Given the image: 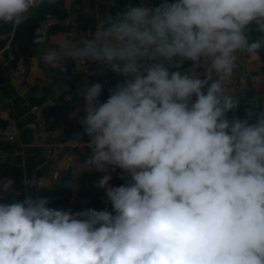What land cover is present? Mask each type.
<instances>
[{
  "label": "clouds",
  "instance_id": "9594fccd",
  "mask_svg": "<svg viewBox=\"0 0 264 264\" xmlns=\"http://www.w3.org/2000/svg\"><path fill=\"white\" fill-rule=\"evenodd\" d=\"M57 3L0 0V24L17 29ZM260 50L264 0L128 5L49 46L37 62L63 74L71 59L124 77L103 102L102 84L84 82L83 133L69 138L89 150L71 157L78 174L104 173L95 187L112 210L56 209L38 195L0 203V264H264V109L228 116L240 58ZM117 169L125 183L113 187ZM77 179L64 186L76 191ZM13 185L0 179V199Z\"/></svg>",
  "mask_w": 264,
  "mask_h": 264
},
{
  "label": "crops",
  "instance_id": "0c3cea01",
  "mask_svg": "<svg viewBox=\"0 0 264 264\" xmlns=\"http://www.w3.org/2000/svg\"><path fill=\"white\" fill-rule=\"evenodd\" d=\"M139 1L116 0L115 7L112 9L109 6L111 0H58L57 5L52 7L46 4L41 5L40 8L34 10L32 17L23 24L24 26L29 23L36 25L48 12L62 20L68 18L69 25H61L53 30L44 44L34 45L32 41L34 51L29 57L18 55L16 48L11 47V43L8 47L9 42L0 51V84H2L0 101L11 104L12 119L18 131L15 142L9 143L8 137L11 134L10 128L7 127L9 117L0 111V149L9 152L12 156L8 162L0 163V177L12 179L15 189V192L4 195L0 203L23 201L26 195L37 196L33 194L34 186L25 185V177L29 180L32 177L39 180L52 173H58L59 181L56 184L51 182L49 188L38 195L49 200L48 207L72 212L84 211L86 208L97 211L112 210L105 191L95 187L104 173L93 170L78 174L71 157L75 154L83 161L87 158L89 150L86 145H74L69 142L70 137L66 136L61 122L49 115L52 109L49 103L70 94L74 100L69 105L74 106V112L77 109L80 110L78 116H83L84 100L79 95V91L84 86V82L87 81L89 86L97 82L102 84L103 92L100 99L103 102L109 96V89L119 83L118 74L110 70L105 71L104 66L98 62H91L90 67L96 70L94 77L72 78L58 69L49 68L42 61L39 63L37 61L49 46L58 45L65 38L85 34L89 28L95 31L97 17H104L113 11H123L128 5L136 6ZM251 35L253 39H256L261 33L257 32L253 26ZM75 63L71 59L66 62L68 65ZM190 67L191 62L186 61L179 70L183 72ZM22 70H26L25 86L17 85L14 80ZM240 77L245 80L242 89L236 93L237 97H241V102L238 109L228 114L230 119L234 115L241 119L245 118V110L249 108L254 112L264 109V50L259 51V56H241L235 79ZM58 84L61 86L59 94ZM31 106L40 107L39 114L32 112ZM61 106L64 105L57 107ZM40 118L45 120L42 130H31V125ZM47 146L53 147V155L50 157L43 155V149ZM109 174L112 177L109 182L111 186L119 187L125 183V180L120 178V169L115 172L110 170ZM69 177L78 178L79 188L76 191L64 186ZM84 192H89L93 196L91 204L87 203L83 197Z\"/></svg>",
  "mask_w": 264,
  "mask_h": 264
},
{
  "label": "built area",
  "instance_id": "2783aa9c",
  "mask_svg": "<svg viewBox=\"0 0 264 264\" xmlns=\"http://www.w3.org/2000/svg\"><path fill=\"white\" fill-rule=\"evenodd\" d=\"M142 3H145L148 6L155 7L161 3V0H140L136 4V6H139ZM115 4H116V0H111L110 5H109L110 8L111 9L114 8ZM100 18H103V17H100ZM69 23H70V20L68 18H66L65 20H62L52 13H46L43 16V18L37 23V26L34 29L33 39H32L33 44L40 45V44L46 43L48 41L50 33L53 30H55L61 25H69ZM89 30L94 31L92 28H89L86 30V33H88ZM10 43L11 42H9L8 47L10 46ZM91 62L92 61H85V67L84 69H81V70H78V68L76 67V63L72 65L66 64L64 74L72 78H79V79L80 78H92L96 75V70L90 67ZM25 78H26V70H22L19 73V75L16 76L14 80L17 85L25 86ZM118 78H119V83L123 82L124 80L123 76L118 75ZM244 84H245V80L242 77H240L234 80L232 84V88L236 90V93H238L242 89ZM1 87H2V84H0V88ZM68 97H70V99ZM73 100H74V97L70 94H67L59 100L50 101L49 106L57 107L59 105H67L73 102ZM30 108L32 112L39 114L40 107L31 106ZM0 111H3L9 117L7 121V127L10 128L11 134L8 137V142L14 143L18 131L12 119L13 108L10 103L5 102V101H0ZM44 125H45V120L40 118L37 122L31 125V130H34V131L42 130ZM0 139H1V136H0ZM43 155L46 157L52 156L53 147L47 146L46 148H44ZM11 157L12 156L9 152H5L0 149V163L8 162L11 159ZM0 179L2 178L0 177ZM59 179H60V175L58 173H52L46 177L40 178L39 180L46 183L48 187L41 188V189H38L35 187L33 190V194L40 195L41 193H43L49 188V184L51 182L56 184L59 181ZM86 209H89V208H86Z\"/></svg>",
  "mask_w": 264,
  "mask_h": 264
},
{
  "label": "trees",
  "instance_id": "16d2710c",
  "mask_svg": "<svg viewBox=\"0 0 264 264\" xmlns=\"http://www.w3.org/2000/svg\"><path fill=\"white\" fill-rule=\"evenodd\" d=\"M36 26L37 24L29 23L27 26L22 24L19 28L13 29L11 25L0 24V51L4 49L8 42H11V47L16 48L18 55L23 57L31 56L34 51L32 34ZM74 111V106L69 104L57 108L52 107L49 111L50 116L61 122L66 136L70 138L76 132L83 133V128L79 123L80 116L71 115ZM69 179L71 178L69 177ZM83 197L87 203L91 204V197L93 196L89 192H84Z\"/></svg>",
  "mask_w": 264,
  "mask_h": 264
},
{
  "label": "water",
  "instance_id": "95a60500",
  "mask_svg": "<svg viewBox=\"0 0 264 264\" xmlns=\"http://www.w3.org/2000/svg\"><path fill=\"white\" fill-rule=\"evenodd\" d=\"M116 13H117V12L113 11V12H111L110 14L113 15V16H115Z\"/></svg>",
  "mask_w": 264,
  "mask_h": 264
}]
</instances>
